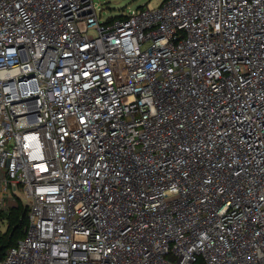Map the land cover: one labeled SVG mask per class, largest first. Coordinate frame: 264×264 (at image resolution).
I'll return each mask as SVG.
<instances>
[{"label":"built area","instance_id":"2783aa9c","mask_svg":"<svg viewBox=\"0 0 264 264\" xmlns=\"http://www.w3.org/2000/svg\"><path fill=\"white\" fill-rule=\"evenodd\" d=\"M0 0V264H264V0Z\"/></svg>","mask_w":264,"mask_h":264},{"label":"rangeland","instance_id":"374dc122","mask_svg":"<svg viewBox=\"0 0 264 264\" xmlns=\"http://www.w3.org/2000/svg\"><path fill=\"white\" fill-rule=\"evenodd\" d=\"M99 16L104 20L118 18L137 11L140 7L157 9L164 0H93Z\"/></svg>","mask_w":264,"mask_h":264},{"label":"trees","instance_id":"16d2710c","mask_svg":"<svg viewBox=\"0 0 264 264\" xmlns=\"http://www.w3.org/2000/svg\"><path fill=\"white\" fill-rule=\"evenodd\" d=\"M6 217L9 220V228L6 233H0L1 252L16 245L24 237L25 229L28 225V211L22 206L14 208ZM195 264H204V262L203 260H198Z\"/></svg>","mask_w":264,"mask_h":264}]
</instances>
